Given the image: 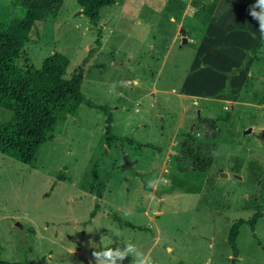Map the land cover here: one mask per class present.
Segmentation results:
<instances>
[{
	"label": "rangeland",
	"instance_id": "obj_1",
	"mask_svg": "<svg viewBox=\"0 0 264 264\" xmlns=\"http://www.w3.org/2000/svg\"><path fill=\"white\" fill-rule=\"evenodd\" d=\"M251 3L115 0L92 25L63 0L54 21L35 22L15 64L38 69L61 53L69 78L87 59L81 93L110 111L114 139L107 147L106 115L82 103L57 117L33 165L0 154L1 261L95 264L93 251L130 242L153 264H264V42ZM12 6L0 0V16H21ZM215 6L216 25L222 9L234 16L222 33L207 25ZM201 40L218 50L203 56ZM195 77L202 96L180 95ZM12 115L0 107V123ZM198 117L215 119L220 138L208 171L188 178L175 171L178 141ZM237 220L234 256L228 232Z\"/></svg>",
	"mask_w": 264,
	"mask_h": 264
},
{
	"label": "trees",
	"instance_id": "obj_2",
	"mask_svg": "<svg viewBox=\"0 0 264 264\" xmlns=\"http://www.w3.org/2000/svg\"><path fill=\"white\" fill-rule=\"evenodd\" d=\"M75 1L80 6L81 13L92 25L96 24L101 8L115 2V0ZM11 2L13 8H21L22 15L16 16L11 9L6 16H0V107L13 114L12 120L0 123V154L20 163L33 165L40 146L51 138L57 117L63 113L73 116L78 105L82 103L106 115L104 134L109 147L114 139L110 133L112 122L110 111L91 102L81 93L83 66L87 59L82 61V65L69 78L63 77L68 59L61 53H53L45 58L38 69L15 64L24 44L29 41V31L35 22L54 21L63 0H11ZM261 42H264V39H259L258 43ZM95 44L96 46L100 44L99 34ZM92 52L91 50L87 52V58L92 56ZM198 130L210 136L199 140L194 137V131ZM182 135L181 147L176 155L175 171L188 178L204 175L210 168L217 149V140L220 138L215 119L198 117L190 131ZM90 189L94 194L93 184L90 185ZM257 217L255 213L247 221L251 228ZM243 222L237 220L229 228L228 243L234 256L237 253L235 240L238 228ZM0 264L32 263L0 260Z\"/></svg>",
	"mask_w": 264,
	"mask_h": 264
},
{
	"label": "clouds",
	"instance_id": "obj_3",
	"mask_svg": "<svg viewBox=\"0 0 264 264\" xmlns=\"http://www.w3.org/2000/svg\"><path fill=\"white\" fill-rule=\"evenodd\" d=\"M247 14L259 25L258 32L264 39V0H255L247 8ZM159 183L157 180L149 181V187ZM131 257L130 264H153L149 254L142 251L133 243H126L121 247H108L100 251H93L92 258L95 264H123V262Z\"/></svg>",
	"mask_w": 264,
	"mask_h": 264
},
{
	"label": "crops",
	"instance_id": "obj_4",
	"mask_svg": "<svg viewBox=\"0 0 264 264\" xmlns=\"http://www.w3.org/2000/svg\"><path fill=\"white\" fill-rule=\"evenodd\" d=\"M188 1V0H187ZM191 1V0H190ZM186 8V7H185ZM219 10H218V7H216L215 6V8L213 9V12L209 15L210 16V20H209V22L207 23V25H208V28L210 27V26H213V29H215L216 27L217 28H219V29H217V30H214L215 32H217V33H222L223 31H224V29L222 28V27H227V26H229L231 23H232V21H233V18H234V16L233 15H230V13L229 12H227V11H225L224 9H222L221 10V14L223 15H221V19H222V23H221V25H216L215 23H214V20H213V17H214V15L218 12ZM229 13V14H228ZM184 15V8H183V10L181 11V14H180V22H182L183 20V17L185 16H183ZM258 27H259V25H258ZM205 31V30H204ZM193 32V31H192ZM188 33V30H185V37L188 35L187 34ZM256 35V34H255ZM260 38H261V36H259ZM180 38H181V36H180ZM176 39V36H175V34H173V37H172V39H171V41L172 42H174V40ZM188 42V40H187V38H186V43ZM255 43V45L257 44V41H255L254 42ZM207 46H209V47H213V49L215 48V49H217V47L216 46H214V45H212V44H210V43H207L206 41H204V40H201V43L198 45V51H200L201 53H202V55L204 56V53H205V55L207 54V53H212V52H210L209 50H204L203 52H202V49H204V48H207ZM150 47L153 49V46H151L150 45ZM218 50V49H217ZM206 57V56H205ZM209 59H210V61L212 60V57L211 56H207ZM213 61V60H212ZM211 63V62H210ZM209 63V64H210ZM231 64H233V63H229L228 64V68L229 67H231ZM213 78H216V75L215 74H213ZM189 83H190V85H187L185 88H184V90H182V92L180 93V95H182V96H184V97H187V98H190V99H194V97L195 96H202L200 93H197L196 92V88H197V86H198V81H197V77H195V78H191L190 80H189ZM192 87H195V88H192ZM219 100H221V99H219ZM178 142H181V140H179ZM170 145L172 146V145H174V143L172 142V143H170ZM174 150H175V152L174 153H176V148H174ZM172 154H174L173 152H171ZM168 158H169V155H168V157H167V159L165 160L164 159V162H167L168 161ZM165 170V169H164ZM163 170V171H164ZM154 186H152V189L150 190V193H152L153 195H154V193H153V188ZM157 200H158V202H163L162 201V197H159V198H156ZM120 224H122V225H127V226H129V227H132V225L131 224H128V223H124V222H120Z\"/></svg>",
	"mask_w": 264,
	"mask_h": 264
},
{
	"label": "water",
	"instance_id": "obj_5",
	"mask_svg": "<svg viewBox=\"0 0 264 264\" xmlns=\"http://www.w3.org/2000/svg\"><path fill=\"white\" fill-rule=\"evenodd\" d=\"M179 33H180V36H181V43L185 44L186 43L185 30L180 29Z\"/></svg>",
	"mask_w": 264,
	"mask_h": 264
}]
</instances>
